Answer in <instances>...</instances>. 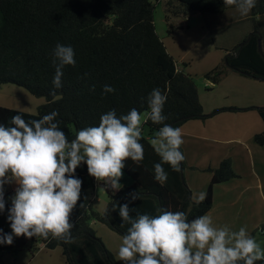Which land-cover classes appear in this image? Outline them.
Segmentation results:
<instances>
[{
	"label": "trees",
	"instance_id": "obj_1",
	"mask_svg": "<svg viewBox=\"0 0 264 264\" xmlns=\"http://www.w3.org/2000/svg\"><path fill=\"white\" fill-rule=\"evenodd\" d=\"M157 1L0 0V87L17 84L45 99L36 113L0 105V123L7 125L17 112L30 120L57 111L56 120L72 140L78 130L98 126L100 116L107 111L115 108L119 116L136 108L141 115L146 114L145 126L149 129L148 133L142 130L140 141L144 146V159L134 162L128 158L122 170L133 179L132 185L113 189L110 182L90 176L86 164L82 163L77 169L76 176L83 181L82 190L98 186L109 196L104 213L94 209L91 196L81 195L69 216L74 224L70 239L66 241L51 235L47 238L14 237L11 245H0V264L2 253L18 254L26 249L34 253L38 245L47 249L61 247L68 264H118L97 235L94 220L107 224L122 236L130 227L119 216V207L123 204H128L133 218L137 212L156 215L157 209L163 207L183 210L192 220L212 208L216 184L238 176L230 159L221 161L211 170L213 175L206 199L199 205L194 203L185 181L184 161L179 173L170 165H163L168 173L163 186L154 179L153 166L160 162V157L151 140L163 126L153 124L148 118L147 101L154 88L167 95L164 123L173 127L180 128L189 120H205L220 111L242 110L227 107L205 112L194 77L184 67H179L157 33L154 19ZM165 4L170 27H173L171 16L187 18L194 13H223L236 8L225 6L223 0H165ZM251 15L254 29L231 49L222 63L204 75L211 83H220L230 70L264 81V0H257ZM168 31L171 33L172 29ZM260 35L263 53L258 48ZM57 43L74 48L76 64L64 67L62 87L53 94V50ZM105 85L112 86L115 92L104 93ZM255 109L264 121V107ZM255 141L264 145V131L255 135ZM132 193L141 198L132 201ZM10 206L6 200V208ZM6 216V212L0 214V228L11 232ZM256 264H264V261Z\"/></svg>",
	"mask_w": 264,
	"mask_h": 264
},
{
	"label": "clouds",
	"instance_id": "obj_2",
	"mask_svg": "<svg viewBox=\"0 0 264 264\" xmlns=\"http://www.w3.org/2000/svg\"><path fill=\"white\" fill-rule=\"evenodd\" d=\"M225 6H235L241 16L256 7L257 0H223ZM76 53L71 45L57 43L53 50L55 75L53 94L62 87L63 69L75 66ZM104 93L115 89L105 85ZM167 95L154 88L148 97V118L163 125L156 131L151 145L160 157L153 166L154 179L162 186L168 180L163 165L182 171L185 160L179 127L164 123ZM52 111L39 119L26 120L17 112L8 124L0 123V214L11 232L0 228V245L13 243L14 237H44L70 239L74 224L69 216L81 198L83 181L76 176L82 163L97 180L110 182L119 188L125 161L144 159L142 116L132 108L117 115L115 108L100 116L98 126H88L69 140ZM17 185L6 208L5 185ZM131 199L141 198L132 193ZM199 205L206 199L201 192L192 197ZM134 210V209H133ZM119 216L130 224L118 249L123 264H256L264 261V247L252 237L245 226L233 231L229 226H217L213 217L204 214L192 220L183 210L158 208L157 214L137 212L130 216L128 204L120 205Z\"/></svg>",
	"mask_w": 264,
	"mask_h": 264
},
{
	"label": "crops",
	"instance_id": "obj_3",
	"mask_svg": "<svg viewBox=\"0 0 264 264\" xmlns=\"http://www.w3.org/2000/svg\"><path fill=\"white\" fill-rule=\"evenodd\" d=\"M201 15L207 22L208 31L217 35L227 34L232 22L246 21L244 27L233 30L232 35L235 38L228 48L242 42L254 29L251 12L247 16H241L236 8L223 13ZM219 85L222 87L220 90L224 98L236 97L240 101H221L208 110L203 104L206 113H212L211 110L215 111L219 107H235L242 110L220 111L205 120H189L180 127L184 141L181 145L185 156L184 178L191 189V197L201 192L206 193L213 175L211 170L216 169L224 159H230L238 176L214 186L213 206L206 214L212 216L214 223L219 227L227 225L233 231H238L241 226H245L249 234L264 247V145L255 141V135L264 131V121L255 109L264 107V81L233 71L215 86ZM9 184L12 190L16 189L14 182ZM132 184L133 179L129 175L127 178L122 176L119 188ZM97 189L101 188L95 186L87 189V192L90 193L88 195L92 201L97 200L99 203ZM93 206L96 208L95 204ZM97 224L98 222L93 221L95 228ZM109 235L111 240L121 244L120 234ZM106 244L117 258L115 249L107 242ZM45 249L47 248L43 245H38L36 252L33 254L30 251L31 257L21 264H30L39 259ZM116 260L120 264L118 259Z\"/></svg>",
	"mask_w": 264,
	"mask_h": 264
},
{
	"label": "rangeland",
	"instance_id": "obj_4",
	"mask_svg": "<svg viewBox=\"0 0 264 264\" xmlns=\"http://www.w3.org/2000/svg\"><path fill=\"white\" fill-rule=\"evenodd\" d=\"M165 6V0L157 1L154 12L157 33L164 41L168 52L174 57L179 67H184V70L194 77L199 88V97L202 105L204 104L205 108L208 110L214 105L220 104L221 101H225L226 103L240 101L237 100L236 97L224 98V94H222V90H220L222 88L221 85L215 86V84L209 82L204 75L218 64L222 63L226 58V55L230 53L232 48L235 47L233 44V47L228 48V46L232 45L235 38H233L232 32L233 30L244 27L246 21L240 20L238 22H232L231 26L227 30V34L220 33L217 35L213 31H208L207 22L203 19L201 14L194 13L187 18H177L171 16L170 21L173 24V27H170L166 19L167 13ZM169 29H172L171 33L168 31ZM231 72H233V70H230L228 74ZM44 102V97L33 95L23 86L9 83L0 87V105L2 106L28 113H36L39 105ZM216 109L219 110L220 107ZM212 111H214V109L210 112ZM141 116L142 130L145 133H148L149 129L145 126L146 114H142ZM123 176L127 178L128 175L123 172ZM96 191V195L100 199V202L98 203L97 200H93V205L95 204L96 208L94 206L93 207L95 210L97 209L99 212L104 213L110 200L109 196L101 189H97ZM14 194L15 190H12L10 184H6L5 195L8 202H10V197ZM88 194L90 193H88L87 190H81V195L89 196ZM96 222H98V226L95 228L93 225V227L95 228L97 235L104 242L106 241L112 249H115L117 255L121 244H117L116 240H114L116 243L111 240L109 234L114 236L118 233L112 230L107 224L99 221ZM119 236L122 237V242L123 236ZM29 252V249L18 254L4 252L2 253V264H21L25 259L27 260L31 257ZM42 258H46V260H43ZM116 259L119 261L118 255ZM119 263L123 264V261H119ZM30 264L68 263L65 255L63 254V249L61 247H57L54 249H45L39 259L31 262Z\"/></svg>",
	"mask_w": 264,
	"mask_h": 264
},
{
	"label": "water",
	"instance_id": "obj_5",
	"mask_svg": "<svg viewBox=\"0 0 264 264\" xmlns=\"http://www.w3.org/2000/svg\"><path fill=\"white\" fill-rule=\"evenodd\" d=\"M259 52L263 53V48H262V36H259V44H258Z\"/></svg>",
	"mask_w": 264,
	"mask_h": 264
}]
</instances>
